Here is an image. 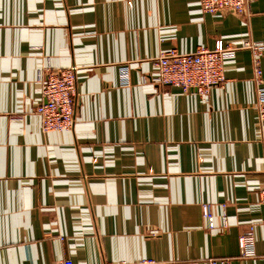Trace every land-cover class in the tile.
I'll use <instances>...</instances> for the list:
<instances>
[{
    "label": "crops",
    "instance_id": "0c3cea01",
    "mask_svg": "<svg viewBox=\"0 0 264 264\" xmlns=\"http://www.w3.org/2000/svg\"><path fill=\"white\" fill-rule=\"evenodd\" d=\"M221 40L236 48L208 95L151 80L161 53ZM247 42L264 45V0L244 15L200 0H0V264H264ZM71 65L74 126L43 132L46 70Z\"/></svg>",
    "mask_w": 264,
    "mask_h": 264
},
{
    "label": "built area",
    "instance_id": "2783aa9c",
    "mask_svg": "<svg viewBox=\"0 0 264 264\" xmlns=\"http://www.w3.org/2000/svg\"><path fill=\"white\" fill-rule=\"evenodd\" d=\"M204 12L222 11L238 15L248 14L252 0H200ZM251 50L254 81L257 85L259 117L264 120V45L247 42ZM236 47L218 41L214 49L181 53L170 50L161 53L153 61L151 80L159 84L180 86L185 91H194L205 96L215 85L225 84V63L234 56ZM79 67L71 65L61 69L48 67L42 84L44 100L35 111L41 117L43 132L70 130L75 121V97L77 95V72ZM264 151V136L262 137ZM261 202L264 203V183L260 187ZM209 226L214 227V217L209 205L204 206ZM240 255L248 256L253 250L247 247V240L241 237ZM229 258H211L209 264H231ZM57 264H74L63 259Z\"/></svg>",
    "mask_w": 264,
    "mask_h": 264
}]
</instances>
